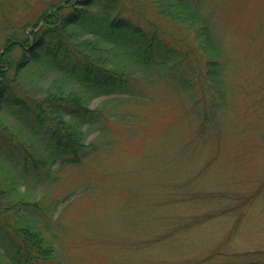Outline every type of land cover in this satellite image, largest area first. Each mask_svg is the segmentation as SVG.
Returning a JSON list of instances; mask_svg holds the SVG:
<instances>
[{"label":"rangeland","instance_id":"374dc122","mask_svg":"<svg viewBox=\"0 0 264 264\" xmlns=\"http://www.w3.org/2000/svg\"><path fill=\"white\" fill-rule=\"evenodd\" d=\"M114 1L85 12L78 31L116 46L135 71L133 94L90 98L100 117L83 127L90 149L79 164L48 159V132L5 102L0 124L19 138L5 147L0 141V227L4 217L11 226L30 220L56 248L52 260L37 264H176L216 249L264 251V0H201L218 46L221 94L210 89L206 60L213 56L198 46L196 21L165 16L153 0ZM58 2L0 0V57L4 28L16 30L20 44L24 26L34 43L27 23ZM120 16L170 45L164 63L134 65L129 44L104 37L107 21ZM32 47L10 55L25 65L10 72L16 97L41 98L53 81L80 88L33 61ZM40 156L47 161L35 169L31 159ZM4 230L0 250L10 258Z\"/></svg>","mask_w":264,"mask_h":264},{"label":"trees","instance_id":"16d2710c","mask_svg":"<svg viewBox=\"0 0 264 264\" xmlns=\"http://www.w3.org/2000/svg\"><path fill=\"white\" fill-rule=\"evenodd\" d=\"M99 1L60 0L50 6L36 22L27 23L35 26L32 32L34 43L25 33L24 26L19 28L24 36L20 44L17 43L16 30L4 28L9 33L6 36L5 46L7 48L0 57V63H2L0 65V112L2 105L7 102L19 109L21 114L27 117L32 116L39 131L48 132V146L52 151L48 159L68 158L71 163H81L86 151L90 149L89 145L85 144L87 133L83 127L97 121L100 117L99 110L88 107L90 98L115 93L133 94L134 92L133 83L137 78L135 71L129 63L121 61L122 55L118 53L116 46L104 45L96 37L89 39L80 37L81 32L78 30L85 27V14L95 4H100ZM113 1L103 0L108 9L114 5L115 1ZM153 1L157 6V12L165 16L178 19L186 24L196 21L198 46L205 54L213 56L206 60L207 75L211 79L210 89H215L221 94L223 89V82L220 78L222 66L217 60L218 46L211 33L210 20L201 12L203 2L201 0ZM81 4L83 7L77 6ZM107 28L104 33L105 38L113 40L119 46L129 44L128 47L132 51L131 57L136 61L134 65L147 67L159 60L164 63L166 57L173 51L170 45L155 33L152 35L144 32L124 16L108 20ZM31 45H33L30 48L33 61H42L65 76L74 78L79 82L80 88L68 91L63 85L57 84L58 81H53L44 90L41 98L16 97L12 85L15 79L9 77L10 72L14 69L17 75L25 68V65L21 58L13 61L10 55L16 48L22 50V54L25 55L26 48ZM209 50H214V54ZM18 138L13 130L0 124L2 147L13 144L15 139L18 143ZM17 148L28 155L24 144L21 146L19 144ZM31 161L34 162L36 169L40 165H45L47 159L40 156L37 159L33 157ZM4 218L5 227H0V229H5L4 233L8 238L7 246L11 253L10 258H7L0 250V264H37L41 261L52 260L56 256L55 246L32 225L30 220L24 219L22 224L11 226L9 220ZM196 223L199 222L188 225ZM176 264H264V251L228 253L216 249L213 254L205 258L200 257Z\"/></svg>","mask_w":264,"mask_h":264}]
</instances>
